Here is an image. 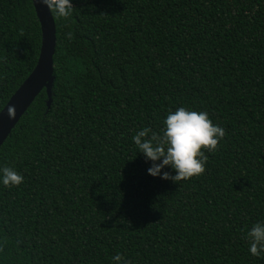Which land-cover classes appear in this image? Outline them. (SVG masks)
Returning a JSON list of instances; mask_svg holds the SVG:
<instances>
[{
  "label": "trees",
  "instance_id": "16d2710c",
  "mask_svg": "<svg viewBox=\"0 0 264 264\" xmlns=\"http://www.w3.org/2000/svg\"><path fill=\"white\" fill-rule=\"evenodd\" d=\"M72 3L68 27L53 16L52 104L44 90L0 149L24 176L0 182V264H264L247 239L264 222V0ZM41 43L32 0H0V111ZM179 107L226 136L178 184L133 137Z\"/></svg>",
  "mask_w": 264,
  "mask_h": 264
},
{
  "label": "clouds",
  "instance_id": "9594fccd",
  "mask_svg": "<svg viewBox=\"0 0 264 264\" xmlns=\"http://www.w3.org/2000/svg\"><path fill=\"white\" fill-rule=\"evenodd\" d=\"M57 19H63L65 26L71 20L74 6L72 0H39ZM68 40H73L74 33H66ZM11 119L16 117L15 106L8 108ZM226 130L214 124L206 111L190 110L179 107L169 111L161 132L144 127L138 131L133 141L147 161L152 162L149 175L166 181L178 183L202 177L206 172L207 153L219 151ZM172 168L175 175L164 171ZM162 174V175H161ZM0 182L6 187H19L24 183V176L11 167L0 168ZM249 251L252 256L264 254V222H257L247 232ZM114 264H132L121 254L112 257Z\"/></svg>",
  "mask_w": 264,
  "mask_h": 264
},
{
  "label": "water",
  "instance_id": "95a60500",
  "mask_svg": "<svg viewBox=\"0 0 264 264\" xmlns=\"http://www.w3.org/2000/svg\"><path fill=\"white\" fill-rule=\"evenodd\" d=\"M36 15L40 22L42 31V43L38 62L22 85L11 97L9 102L0 111V149L18 125L36 98L46 90L48 95V106L52 104L54 88V56L57 47V29L51 11L39 3V0H32ZM15 106L16 117L11 119L8 115V108Z\"/></svg>",
  "mask_w": 264,
  "mask_h": 264
}]
</instances>
